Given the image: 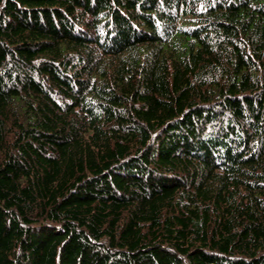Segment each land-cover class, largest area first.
Returning <instances> with one entry per match:
<instances>
[{"label":"trees","instance_id":"trees-1","mask_svg":"<svg viewBox=\"0 0 264 264\" xmlns=\"http://www.w3.org/2000/svg\"><path fill=\"white\" fill-rule=\"evenodd\" d=\"M0 264H264V0H0Z\"/></svg>","mask_w":264,"mask_h":264}]
</instances>
